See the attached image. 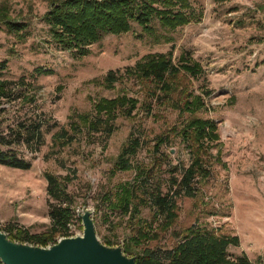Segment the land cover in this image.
Returning <instances> with one entry per match:
<instances>
[{"label": "rangeland", "instance_id": "rangeland-1", "mask_svg": "<svg viewBox=\"0 0 264 264\" xmlns=\"http://www.w3.org/2000/svg\"><path fill=\"white\" fill-rule=\"evenodd\" d=\"M5 1L10 17L27 24L29 33L24 36L25 28L18 34L7 32L0 25V80L8 82L13 94L23 92L34 99L30 103H22L18 97L1 101L6 109L2 125L25 122L34 114L44 123L41 144L34 151L23 143L8 147L29 161L28 169L0 164V228L16 224L29 234H38L48 227L51 200L43 177L47 171L71 178L66 189L74 200L73 208L93 212L99 239L104 236L121 243L127 231L123 221L119 223L118 216L109 213L104 204L95 211L103 192L132 177V171L111 175L113 158L130 132H140L142 146L131 160L147 163L157 134L189 117L167 103L186 87L191 94H200L204 103V110L190 116L211 119L216 128L214 141L221 147L219 160L210 164V176L197 195L177 202L172 228L181 230L198 222L235 235L236 245L227 247L229 258L243 254L252 264H264V0H189L195 12H202L199 21L169 30L154 19L152 34L131 24L126 32L105 33L87 45L83 54H73L52 42L42 21L47 0ZM167 52L180 72L170 78L175 92L167 91L158 99L147 80L130 77L108 87L94 79L107 70L131 67L147 54ZM194 63L202 73L191 78L184 73L183 64ZM191 98L188 112L193 111ZM112 99L134 102L132 115L117 109L109 135L86 132L78 116L93 118L94 103ZM146 104L150 105L148 111ZM70 122L78 123L82 131L69 128ZM61 128L72 140L57 147L52 134ZM159 149L169 151L171 163H188V153L177 138L170 148ZM215 150L211 148V154ZM81 229L80 219L70 220V235L80 234Z\"/></svg>", "mask_w": 264, "mask_h": 264}, {"label": "trees", "instance_id": "trees-1", "mask_svg": "<svg viewBox=\"0 0 264 264\" xmlns=\"http://www.w3.org/2000/svg\"><path fill=\"white\" fill-rule=\"evenodd\" d=\"M47 2L48 7L42 14V21L47 26L46 33L55 45L73 54L86 53V46L100 39L105 33L126 32L131 24L137 25L144 34H152L155 29L151 21L154 19L159 26L172 30L191 21L197 22L202 15L201 10L195 12L189 0ZM8 8L5 0L0 2V25H3L7 32L18 34L27 24L13 20ZM28 33L25 28L24 36ZM182 55L189 59L187 53ZM2 67L0 63V68ZM183 70L191 78L202 73L200 66L198 68L195 63L183 64ZM179 72L178 67L171 62V52H167L147 54L131 67L126 66L122 71L107 70L100 78L94 79L108 87L114 82L130 77L138 82L147 80L152 83L153 96L158 99L167 91L175 92L170 78ZM7 83L0 80V103L17 97L22 103L33 101L31 94H13L7 88ZM176 95L173 100H167L168 106L178 113H187L189 117L157 134L149 151L151 158L147 163L132 162V157L142 146L143 135L139 134L140 132H130L115 154L109 173L113 175L118 171H132V177L129 180L117 181L112 188L103 192L98 200L100 204H95V211L99 205L104 204L109 213L118 216L119 223L123 221L122 225L127 231L121 242L122 252L134 256V264H252L243 254L233 259L227 255V247L237 243L235 235L222 233L198 222H192L181 230L172 228L177 218V202L182 198H194L197 195L201 184L210 176V164L218 162L221 147L219 142L214 141V122L209 118L190 116L195 111L204 110L201 95L191 94L186 87L177 90ZM189 97L194 101L192 112L187 111ZM145 106L148 111L150 105ZM93 107L95 116L89 118L80 115L78 122L88 133L103 132L109 135L114 111L122 109L125 115L130 116L135 105L134 102L123 103L121 100L112 99L94 103ZM5 110L0 106V164L21 170L28 169L29 161L17 156L8 147L23 143L29 151H34L41 144L40 127L44 122L39 114H34L25 122L19 121L13 126L7 123L2 125ZM72 123H69V128L78 130L80 125ZM79 131L82 129H79L78 133ZM175 138L183 144L188 153L186 165L171 163L169 151L159 149L162 146L170 148ZM71 140L72 135L68 134L65 128L52 134V141L57 147L64 146ZM211 148L216 149L214 154H211ZM43 177L46 195L51 200L47 207L48 227L38 234H29L25 228L16 224L0 228L10 239L44 246L60 236L70 235V220L79 219L73 208L74 200L66 189L71 178L47 171L43 172ZM92 218L96 225L95 216ZM100 241L106 245L117 244L104 236Z\"/></svg>", "mask_w": 264, "mask_h": 264}, {"label": "water", "instance_id": "water-1", "mask_svg": "<svg viewBox=\"0 0 264 264\" xmlns=\"http://www.w3.org/2000/svg\"><path fill=\"white\" fill-rule=\"evenodd\" d=\"M81 233L60 236L44 246L11 240L0 230V264H134L121 243L106 245L97 237L92 211L75 210Z\"/></svg>", "mask_w": 264, "mask_h": 264}]
</instances>
